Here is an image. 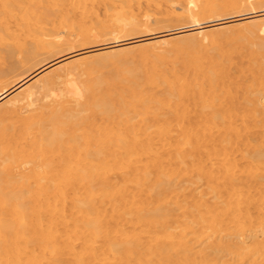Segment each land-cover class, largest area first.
<instances>
[{
    "label": "bare ground",
    "instance_id": "obj_1",
    "mask_svg": "<svg viewBox=\"0 0 264 264\" xmlns=\"http://www.w3.org/2000/svg\"><path fill=\"white\" fill-rule=\"evenodd\" d=\"M0 264H264V0H0Z\"/></svg>",
    "mask_w": 264,
    "mask_h": 264
},
{
    "label": "rangeland",
    "instance_id": "obj_2",
    "mask_svg": "<svg viewBox=\"0 0 264 264\" xmlns=\"http://www.w3.org/2000/svg\"><path fill=\"white\" fill-rule=\"evenodd\" d=\"M176 25L177 24H170V25H166V24H163V25H160V26H157V27H155L154 28V30L152 31V33H163V32H168V31H171V30H175V29H178V28H180V27H183L184 25H177L178 27H176ZM170 26H172V27H170ZM180 26V27H179ZM162 27V28H161ZM170 27V28H169ZM166 28V29H165ZM175 28V29H174ZM160 30V31H159ZM163 31V32H162ZM135 37H137V36H135ZM230 51V53H231V51H233V50H231V49H229ZM236 56V55H235ZM226 59H228V58H226ZM240 60V61H239ZM234 61L237 63V64H240V62H241V58L240 57H236V58H234ZM239 61V62H238ZM223 255H227V253L225 252V253H223Z\"/></svg>",
    "mask_w": 264,
    "mask_h": 264
}]
</instances>
